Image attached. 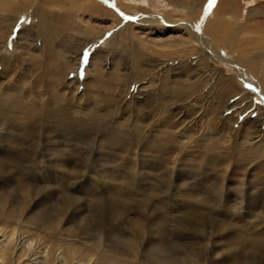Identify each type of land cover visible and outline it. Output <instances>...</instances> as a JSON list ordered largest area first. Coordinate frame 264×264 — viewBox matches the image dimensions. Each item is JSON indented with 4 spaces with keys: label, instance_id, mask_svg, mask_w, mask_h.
<instances>
[{
    "label": "rangeland",
    "instance_id": "obj_1",
    "mask_svg": "<svg viewBox=\"0 0 264 264\" xmlns=\"http://www.w3.org/2000/svg\"><path fill=\"white\" fill-rule=\"evenodd\" d=\"M2 1L0 230L65 264H264V101L223 64L264 63V0Z\"/></svg>",
    "mask_w": 264,
    "mask_h": 264
},
{
    "label": "bare ground",
    "instance_id": "obj_2",
    "mask_svg": "<svg viewBox=\"0 0 264 264\" xmlns=\"http://www.w3.org/2000/svg\"><path fill=\"white\" fill-rule=\"evenodd\" d=\"M6 6H9V5L4 3V1L0 3L1 12L2 10H5V11L7 10L10 12V9L8 10ZM96 9L97 11H99L98 8ZM102 13L105 15V13L107 12H102ZM135 21L142 25H147V26H151V25H158V26L161 25L163 27L178 26L180 28H183L184 30L186 29L190 33L191 37L197 43H199L202 47L206 46L208 51H211L212 46L209 43L210 41L207 40V38L208 39L214 38L218 42L226 46H228L227 44L231 42V39H229V37L224 38L225 29L221 28L220 27L221 23L217 21L201 28L204 30L198 29V27H196L195 24L191 22L184 24V23H181L180 21L179 22L174 21V19L172 18H165L162 16L156 18L153 16L142 15ZM205 42H207V44ZM238 43L239 44H236L235 46H241L244 44H248V42H243V41H239ZM223 64L227 66H231L233 73L235 74V75H232L230 78L231 83L239 84L241 82L242 83L247 82L251 84L249 85L254 90V91L252 90L253 91L252 95L248 96L249 94H247V91L245 90L240 91V93L242 97L248 96L250 98L251 100L250 106L257 108L258 104H256L255 102L253 103L252 99L255 98L257 101H260V100L264 101V90H263L264 88V63H248L247 61H245L244 63H223ZM214 71H216L215 73H217L219 76L221 75V72L216 70L215 68H214ZM191 88L193 89V87ZM228 92L234 93L235 91L232 89H229ZM236 130L239 131L240 126L236 128L234 131ZM250 140L251 141L248 142L250 147L261 146L264 142L263 134L260 133L256 136H253ZM15 230L16 228L12 229V231L0 230V264H65L66 261L64 257L61 256V253H59L57 257L52 256L50 253L51 251L49 252L48 249H39L35 242L30 241L32 239H30L29 237L28 238L23 237V236L21 238L16 237Z\"/></svg>",
    "mask_w": 264,
    "mask_h": 264
}]
</instances>
